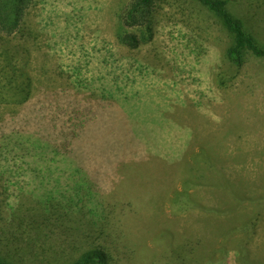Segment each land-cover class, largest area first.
<instances>
[{"label":"rangeland","instance_id":"obj_1","mask_svg":"<svg viewBox=\"0 0 264 264\" xmlns=\"http://www.w3.org/2000/svg\"><path fill=\"white\" fill-rule=\"evenodd\" d=\"M129 1L35 0L20 30L6 40L0 37V70L11 63L29 76V99L56 90L92 102L108 95L106 99L115 103L77 145L89 174L99 181L100 194L111 203L105 205L106 222L115 226L121 237L124 234L143 243L137 237L149 236L150 230L169 227V223L178 231L184 226L200 230L204 218L219 215L201 206L219 203L224 192L218 186L189 183L188 192L199 195L200 204L182 205V221L173 216L166 198L171 185L181 189L185 178L179 169L180 159L193 163V155L208 139L217 141L213 148L218 156L213 158L223 163L225 172H233L245 183L253 181L252 176L264 175V61L249 58L245 66H233L225 58L229 34L196 0H160L157 34L138 48H128L120 42L118 31L120 14ZM229 7L264 42V0H231ZM193 33L208 46L209 54L195 68L183 56L184 71L178 77L172 56L183 50ZM16 81L26 79L23 76ZM27 102L14 95L12 88L4 92L0 95V122L17 114ZM115 117H119L117 122L111 119ZM122 159L139 166L135 172L140 173L135 174L140 176L127 177L120 168ZM10 161L14 168L22 165L19 160ZM79 161L70 159L68 167L76 168ZM204 163L200 160L195 169L198 175L208 176L201 168ZM55 164L65 166L63 162ZM254 183L244 184L243 197L264 193V183ZM37 190L26 172L2 176L0 249L18 259L32 249L43 252L36 259L41 264L53 256L54 244L33 241L25 220L41 213L52 217L60 213L56 203L49 209L42 205ZM126 202H131L133 209ZM123 207L131 214L129 218L121 216ZM251 207L245 211L250 212ZM257 237L249 247L256 255H264V209ZM67 247L66 243L61 249L68 252ZM236 257L235 252H229L218 264H237Z\"/></svg>","mask_w":264,"mask_h":264},{"label":"trees","instance_id":"obj_2","mask_svg":"<svg viewBox=\"0 0 264 264\" xmlns=\"http://www.w3.org/2000/svg\"><path fill=\"white\" fill-rule=\"evenodd\" d=\"M159 1L130 0L125 5L120 14L121 26L118 31V38L123 45L138 48L148 38H154L158 30L156 18ZM196 1L209 10L229 34L231 40L225 50V58L233 66L241 68L252 58L264 61V42L248 30L243 20L230 9L231 0ZM34 2L35 0H0V37L3 40L20 30ZM194 37L197 36L193 33L183 45V50L174 51L172 62L178 77L184 71L183 56L195 68L209 54L208 46L199 37ZM176 47H179L178 44ZM5 64L0 70L3 84H0V95L12 88L19 99L29 101L17 114L0 122V165L2 160L6 161L0 170V182L5 174L26 172L37 186L39 202L48 209L54 203L59 206L60 214L57 217L41 213L25 220L32 231L30 236L33 241L54 244L51 247L53 256L41 264H122L125 261L134 264H218L229 252H235L237 264H264L261 257L258 262L251 258L256 254L253 247H249L259 228L260 214L264 209V193L243 197L244 184L255 182L253 186H256L264 183V175L261 174L256 179L252 176L253 181L245 183L244 179L238 178L233 172H225L223 163L213 158L218 156L213 148L217 141L210 138L207 145L193 155V163L189 165L186 158L180 159L179 169L184 172L185 178L181 189L171 185L172 189L166 192V198L173 216L182 221L184 213L181 206L192 202L197 204L199 201V195L188 192L189 183L193 181L209 187L218 186L224 192L220 195L219 203L201 206L217 211L215 213L219 215L204 218L200 230L192 227L190 230L184 226L178 231L174 223H169V227L162 226L158 231L150 230L147 237H137L143 243L135 241L131 236L125 238L124 234L121 237L115 226L106 222L108 216H105V205L111 203L106 196L100 194L99 181L95 174H89L84 164L85 158L77 145L90 127L105 116V111L115 103L106 99L108 95L92 102L69 98L56 90L45 91L40 96L29 99L30 77L17 71L15 65ZM23 76L26 81H16ZM111 119L117 122L119 117ZM117 127L121 128L119 125ZM196 154L200 157H195ZM77 158H80L77 167H68L71 166L70 159ZM237 158L233 160L236 161ZM11 159L19 160L22 165L14 168ZM200 160L205 161L201 168L205 169L208 176L197 174L195 166ZM58 162H63L65 166L57 167L55 163ZM121 164L120 168L128 173L127 177L140 176L135 174L140 173L135 172L139 166L134 167L131 162L123 159ZM58 168H61L60 173ZM56 173L58 174L55 175ZM211 177L213 179H209ZM136 201L135 204L139 205L140 199ZM245 202L249 204L243 210L241 206ZM126 205L133 209L131 202H126ZM249 206H252L251 210L246 212ZM120 214L128 218L131 216L126 207L121 208ZM153 219L155 216L150 217V221L153 222ZM66 243L68 252L61 249ZM29 252L28 256H20L18 259L14 253L0 249V264H37L36 259L44 255L33 249Z\"/></svg>","mask_w":264,"mask_h":264},{"label":"crops","instance_id":"obj_3","mask_svg":"<svg viewBox=\"0 0 264 264\" xmlns=\"http://www.w3.org/2000/svg\"><path fill=\"white\" fill-rule=\"evenodd\" d=\"M255 240H258L257 235L254 237L253 242H254ZM256 244H257V243H256ZM255 246H256V245H255ZM260 257L264 260V255H254V256H252L251 258L254 259L256 262H258V258H260ZM223 258H224V256L221 258V260H222ZM221 260H220L218 263H220Z\"/></svg>","mask_w":264,"mask_h":264}]
</instances>
